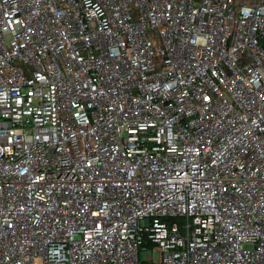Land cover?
<instances>
[{"label":"built area","instance_id":"obj_1","mask_svg":"<svg viewBox=\"0 0 264 264\" xmlns=\"http://www.w3.org/2000/svg\"><path fill=\"white\" fill-rule=\"evenodd\" d=\"M0 264H264V0H0Z\"/></svg>","mask_w":264,"mask_h":264},{"label":"rangeland","instance_id":"obj_2","mask_svg":"<svg viewBox=\"0 0 264 264\" xmlns=\"http://www.w3.org/2000/svg\"><path fill=\"white\" fill-rule=\"evenodd\" d=\"M144 256L146 255H153V258L155 261H158L160 259V252L158 249H155V250H151V249H148V251H145L143 253Z\"/></svg>","mask_w":264,"mask_h":264}]
</instances>
